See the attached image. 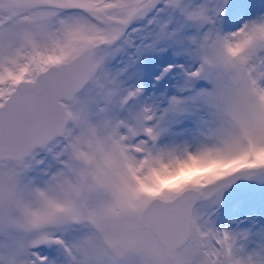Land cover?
I'll return each instance as SVG.
<instances>
[{
  "label": "snow or ice",
  "instance_id": "snow-or-ice-1",
  "mask_svg": "<svg viewBox=\"0 0 264 264\" xmlns=\"http://www.w3.org/2000/svg\"><path fill=\"white\" fill-rule=\"evenodd\" d=\"M0 264H264V0H0Z\"/></svg>",
  "mask_w": 264,
  "mask_h": 264
}]
</instances>
